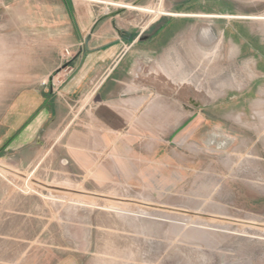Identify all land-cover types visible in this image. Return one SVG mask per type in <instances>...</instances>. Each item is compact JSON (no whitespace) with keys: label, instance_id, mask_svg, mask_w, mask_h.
<instances>
[{"label":"rangeland","instance_id":"obj_1","mask_svg":"<svg viewBox=\"0 0 264 264\" xmlns=\"http://www.w3.org/2000/svg\"><path fill=\"white\" fill-rule=\"evenodd\" d=\"M74 2L134 38L166 36L139 45L157 51L140 61L139 102L92 162L68 148L80 104L57 98L15 148L41 88L26 57L32 0H0V264H264V53L248 41L253 27L264 46V20L217 17L233 5L264 17V0Z\"/></svg>","mask_w":264,"mask_h":264},{"label":"crops","instance_id":"obj_2","mask_svg":"<svg viewBox=\"0 0 264 264\" xmlns=\"http://www.w3.org/2000/svg\"><path fill=\"white\" fill-rule=\"evenodd\" d=\"M119 1L133 4L143 2ZM245 7L239 6L238 11L237 6L233 5L231 11L223 9V14L217 17L223 18L222 23H257V20H264V17L252 16L250 7ZM28 11L30 15L27 13L25 19L27 23H32L31 29L35 33L28 44L30 48L26 46V57H30L27 63L32 66L29 70L35 73L29 82L39 83L41 89L33 94L32 98H36V101L32 102L39 104L41 108L38 109L41 110L32 115V124L27 120L22 124V129L15 131L10 139L11 147L17 148L28 142L27 137L34 135L33 126L48 119L53 112L49 104L57 98L80 104L77 114L66 129L72 128L70 135L73 136L68 148L77 161L92 162L95 158L93 153L99 152L98 148H102L100 144L106 141L105 136L112 133L113 126H117L113 121L122 120V113L134 110L139 102L136 94L141 86L137 80L140 61L146 57L154 60L157 53L154 46L145 53L138 49L141 48L139 45H154L156 41L165 38L167 29L161 31L159 28L151 35H144L147 28H142L134 38L132 31L121 29L118 23H112L111 20V23L108 19L98 23L105 16L97 15L93 3L77 5L74 0H32ZM231 17L237 20L228 19ZM248 30L249 45L259 47L264 53V46L257 41L256 28L249 27ZM223 32H226V27ZM67 50L70 51L69 56ZM254 61L256 71L258 62L256 59ZM58 71L62 78L57 87H52L51 81L46 87L41 85V79L49 80L52 73ZM127 94L134 96L126 101L123 97Z\"/></svg>","mask_w":264,"mask_h":264},{"label":"built area","instance_id":"obj_3","mask_svg":"<svg viewBox=\"0 0 264 264\" xmlns=\"http://www.w3.org/2000/svg\"><path fill=\"white\" fill-rule=\"evenodd\" d=\"M66 54L69 56L70 55V51L69 50H67L66 51ZM45 84V83H44Z\"/></svg>","mask_w":264,"mask_h":264},{"label":"water","instance_id":"obj_4","mask_svg":"<svg viewBox=\"0 0 264 264\" xmlns=\"http://www.w3.org/2000/svg\"><path fill=\"white\" fill-rule=\"evenodd\" d=\"M199 15H201V14H195L194 16H199Z\"/></svg>","mask_w":264,"mask_h":264}]
</instances>
